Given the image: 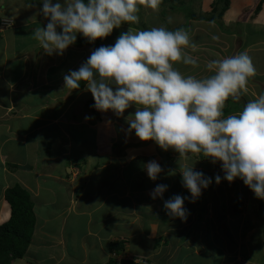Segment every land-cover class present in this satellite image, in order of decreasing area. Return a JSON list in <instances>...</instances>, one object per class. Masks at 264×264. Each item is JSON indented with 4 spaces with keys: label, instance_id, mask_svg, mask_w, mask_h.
Returning <instances> with one entry per match:
<instances>
[{
    "label": "crops",
    "instance_id": "1",
    "mask_svg": "<svg viewBox=\"0 0 264 264\" xmlns=\"http://www.w3.org/2000/svg\"><path fill=\"white\" fill-rule=\"evenodd\" d=\"M17 1L30 8L0 3V27L9 19L12 21L11 25L5 24L6 28L0 32V89L3 91L0 94V121L4 124L3 129L0 128V150L16 165V169L6 171L5 175L17 176L1 184L0 224L9 217L4 190L18 184L29 193L35 215L31 242L24 260L33 264L65 261L71 264H108L110 260L115 264H128V261L135 264L137 259H145L146 253L141 246L144 247V238L152 237L148 236L152 234L149 232H159V239L162 234L170 233L177 237L171 223L181 234L185 229L193 231L192 235H187L195 245L190 249L198 251L194 252L196 255L209 254L208 258L214 264H262L250 262L251 256L238 257L244 247L237 242L239 236L227 230L229 221L239 217L240 223L250 219L254 225L249 231H255L260 221L256 220L257 216H250V212L264 215L260 199L255 198L242 180L229 183L222 179L219 184L213 180L196 202H189L190 193L182 186L179 168L185 164L191 166L200 159L194 164L195 171H201L207 177L217 174L223 177L220 164H211L203 155H193L187 161L179 160L173 150L163 151L153 141H140L134 131L127 133L125 118L134 114L135 106L126 109L121 117L111 110L101 113L92 107L93 97L84 90L85 85L79 90L65 88L63 76L69 70H78L94 50L85 41L69 46L62 56L44 54L37 41L35 51L29 54L33 57L28 56V62L24 57L17 58L16 52L10 50L7 36H3L14 26L15 34L21 36L17 30L20 24H14L12 18L21 19L28 10V13H33V19L28 22L31 26L46 27L48 22L41 14V4L33 7L26 4L28 0ZM177 7L169 6L167 14H180ZM181 15V23L170 30L184 28L188 31L197 49L189 48L187 51L199 65H175L182 74L202 79L214 74L207 67L209 61L243 52L252 59L256 75L249 78V91L238 102L232 98L226 101L225 117L238 114L249 100L264 94V0H231L221 17L223 24L230 26L224 29L217 20L210 23L222 36L220 41L217 40L218 34L215 39L212 37L207 21L194 19L195 16L186 21ZM233 25L234 28L239 25L236 39H232L231 34L221 33ZM115 37L107 46L114 45ZM5 55L14 57L13 69ZM12 72L18 76L16 79L12 78ZM10 84H14L13 90ZM86 116L90 119L85 120ZM10 142L12 146L8 148ZM32 148V156L27 158ZM150 160H156L164 169L157 181H151L144 169ZM170 171L175 174H169ZM159 183L168 185L163 200L150 197V192ZM171 190H176L173 195L189 197L184 202L189 213L186 221L170 217L163 208V201L173 196ZM162 221L167 223L166 227ZM220 230L227 233L226 237L221 234L223 246L216 241ZM135 236L141 238L142 252L129 254L127 245H124L122 253L109 251L111 243L123 241L125 244ZM166 239L171 241L169 236ZM210 245L213 250L209 249ZM231 247L234 251H229ZM178 250L176 245L167 246L166 243L152 258L155 264H171L176 259L183 264L185 261L178 257Z\"/></svg>",
    "mask_w": 264,
    "mask_h": 264
},
{
    "label": "clouds",
    "instance_id": "2",
    "mask_svg": "<svg viewBox=\"0 0 264 264\" xmlns=\"http://www.w3.org/2000/svg\"><path fill=\"white\" fill-rule=\"evenodd\" d=\"M162 2L42 0L40 11L48 22L46 27L35 28L32 36L44 54L62 56L75 44L77 34L92 44L123 23H139L138 5L159 12ZM189 48L195 51L197 44L182 28H128L114 45L95 48L78 70H69L63 76L64 87L79 90L83 83L93 97L92 107L101 113L111 110L121 117L135 106L134 114L125 118L127 133L134 131L142 142L153 141L163 151L171 149L179 160L202 154L211 164L219 163L223 177H207L195 171L194 164L200 159L179 168L182 186L190 193L189 202H196L213 180L219 184L222 179L229 183L240 179L255 198L264 200V94L249 100L238 114L225 117L223 111L229 98L238 102L248 93L249 78L256 75L252 59L243 52L209 61L207 67L214 74L198 79L175 67L180 63L199 66ZM5 164L16 169L15 163L0 161L5 174L10 170ZM144 169L151 181H157L164 172L156 160L148 161ZM167 189V184H156L150 197L163 200ZM188 199L175 194L164 200L166 214L186 221L189 213L184 202Z\"/></svg>",
    "mask_w": 264,
    "mask_h": 264
},
{
    "label": "rangeland",
    "instance_id": "3",
    "mask_svg": "<svg viewBox=\"0 0 264 264\" xmlns=\"http://www.w3.org/2000/svg\"><path fill=\"white\" fill-rule=\"evenodd\" d=\"M1 2H8L9 5H13V4L15 5L16 4V6L30 8L29 6L21 4V2H19L17 0H9V1L8 0H1L0 3ZM56 2H57V0H53V3H56ZM60 2L63 3L64 0H60ZM214 2L216 3V0H182V5L180 2H174L173 6L174 7L178 6L177 10H179L178 12L180 14L177 13V14H172V15L167 14L169 12L168 11V9H169L168 5L161 6L159 9V12H153L149 8H146L144 6H138V8L140 9L139 12L137 13V15L139 16V23H137V24L123 23L119 28H114L111 34H113V33H124L126 30H128V28H131V27L133 29H136V30H143L141 28L142 25L145 26L146 30H150L154 27H165L169 30L175 29L176 25L181 23V21H180V17L182 16L181 14L185 15V13H188V14L192 13L191 15L195 16L194 19L200 18L202 21L205 20L209 24L214 23V21H215V20H213V21L211 20L212 17H217L218 24L222 23L219 25L221 27H223L224 29H226L230 26V24H228V26H226L223 24V20H221V17L218 18V16H219L218 13L222 9V4L218 3L216 6V4L214 5ZM230 2H231V0H230ZM38 3L41 4V6H42V2H40V1L34 2L33 0H28L26 4H30V6L34 7L35 5L38 6L37 5ZM179 7H181V8H179ZM41 8H40V10H41ZM26 13H27V15L21 19L15 20L14 17L12 18L14 24H16V23L20 24V26H19L20 28H18L17 30L21 36L15 34V32H14V30L16 28L15 26H14L13 30H9L8 32L4 33L3 36L4 37L7 36L8 40H9L10 50H13L16 52L17 58H22V59L25 58V61L28 62L27 61L28 56L33 57V55L30 56L29 54L32 51H35L34 46L36 48L35 42H37V41L33 38L32 32L34 31L35 28H37V26L35 24H34V26H31L32 24H28V22L31 19H33V16H32L33 13H31V12L28 13V10H26ZM166 14H167V16H166ZM208 17H211V18L207 19ZM3 20H5V19H3ZM185 20L188 21V19H186V18H185ZM1 22H4V21H1ZM24 23H26V25L22 26ZM190 23H188V25ZM5 24H6V26H7V24H11V20L9 19L8 21H6L4 23V26H5ZM192 24H194V23H192ZM4 26L0 27V32L6 28ZM216 26H218V25H216ZM234 26L235 25H233V28L221 31V33L231 34V36L233 37L232 39H236L237 38L236 37L237 36L236 31H237V28H239V25H237V28L236 27L234 28ZM207 28H208V30H210L212 37H214V36H216V34H218L217 40L220 41L222 39V36H220V34L216 32L218 29L214 25L210 24L207 26ZM205 29H206V27H205ZM57 30L60 31V29H57ZM213 32H215V34H213ZM84 39L85 38L82 35L77 34V39H76L75 43L84 42ZM210 40H212V42H215V41H213V39H210ZM17 46H20V47H18L19 49L16 50ZM5 57L9 60V65H12V69H13L14 65H15L14 57H11L8 55H5ZM181 73H183V72H181ZM9 76H11V75H9ZM15 77H16V75H13V72H12V78L15 79ZM12 87H14V84H10L11 90H13ZM2 92L3 91H1V89H0V94ZM8 97H10V96L8 95ZM4 118H6V117H4ZM7 119H9L10 121H15V120H12V119H14L13 117H8ZM3 125L4 124H2V121H0V128L1 129H3L2 128ZM10 146H12L11 142H10V145H8L7 147L10 148ZM32 150H33V148L30 150L27 158H30L32 156V153H31ZM0 153L2 154V156L0 155V161H2V162L6 161L7 163H9L10 161H9L8 157L4 154V152L0 150ZM5 167L11 169V166L8 164H5ZM14 178H17V176L14 177V176H10V175H5V173L2 170V167L0 166V187L2 186L1 184L4 180H8V179L13 180ZM175 191L171 190L170 194L173 195ZM259 201L261 202V209H264V200L260 199ZM250 207H252V206L250 205ZM0 216H1V214H0ZM250 216H257L256 220H258V222L260 221L258 224H256L257 229H255V231H252V232L249 231V230H251L250 228L254 225L251 223L250 219H249V221L247 220V221L240 223L241 218H239V217L236 218L235 220L231 221V222L229 221V224H228L229 228L227 230L231 231L234 235L239 236L237 238V242L244 247L241 249L240 256H238V257L243 259L241 256H243L244 258H247V256H251L250 259H252V260H250V262H256L257 261L259 263L264 264V215L263 214L262 215H256L255 212H253V213L250 212ZM121 220L123 221L124 219L121 218ZM0 221H1V219H0ZM162 225L164 227H166L167 223L165 221H162ZM170 226L173 229V231H175V233L177 234V237L174 234L170 233L169 235L168 234L167 235L162 234V237H160V239H159V237H158L159 232H156V233L149 232L152 234L148 235V236H152V237L148 238V239L144 238V242H143L144 247L141 246V248H144V251H145L144 253H146V254H144L146 260L144 259V260L138 261V259L136 260L134 258L136 260L135 264H151V263L155 264L154 259L152 258V255H154L158 251V249L161 248V246L165 247L166 243H167V246L176 245L179 248L178 257H180V259L182 261H185L183 264H198V263L202 264V263H206L207 260H209V258H208L209 254L208 255H206V254L196 255V253H194V252H198V251H196L194 249V252H193L190 249V247H194L195 245L191 244V241H190L191 236H190V238H187V235L189 233H191V235H192L193 231L191 232L190 229H185L181 234V232L178 231L177 227L173 228L171 223H170ZM217 232L219 233V236L216 237V241H219L221 243V246H223L222 242H221V238H224V237H222L221 234L226 237V235H225L226 232L222 231V230L217 231ZM124 233H126V232H123V234ZM252 233H254V234H252ZM166 236L170 237V239H171L170 242H167ZM140 240H141V238L139 236H135V237H131V238H129V240L125 241L124 245H127V249L130 250L129 254H132L130 252L139 253V252L143 251L140 248V244H139ZM161 241H164V243L160 244ZM197 241L199 242V239ZM188 243H189V246H187ZM203 243L206 244V239H204ZM151 246H152V249L150 248ZM197 247H199V246H197ZM154 249L156 251H154ZM209 249L213 250V246L210 245ZM163 250H165V249H163ZM185 250H186V252H185ZM229 251H234V247L229 248ZM205 252H202V253H205ZM210 254H211L210 256H212V253H210ZM184 255H186V257H184ZM24 258L21 260H16L12 264H33V262L26 261V259L24 260ZM149 258H151V261L148 260ZM170 261H171V259L169 260V262ZM245 261H248V260L245 259ZM57 263H59V262H56L55 264H57ZM61 263L62 264H71V262L69 263L67 261L60 262L59 264H61ZM207 263L208 264H214L213 262H210V260Z\"/></svg>",
    "mask_w": 264,
    "mask_h": 264
},
{
    "label": "trees",
    "instance_id": "4",
    "mask_svg": "<svg viewBox=\"0 0 264 264\" xmlns=\"http://www.w3.org/2000/svg\"><path fill=\"white\" fill-rule=\"evenodd\" d=\"M33 1L38 2L41 0ZM174 2H180L182 5V0H163L161 6L168 5L175 8L173 6ZM218 3L222 4V9L218 13V18H220L222 17L224 11L228 8L230 0H216V3L214 2V5L216 4L217 6ZM191 14L192 13H185L184 16L186 19H188L189 17L193 19L194 16ZM209 18L211 17H208L207 19ZM211 20L216 21L217 17H212ZM141 28L143 30H146L144 25H142ZM120 34L121 33L110 34L104 39H97L92 44H89L86 39H84V41L95 49L102 45L107 46L113 36H116L115 38H118ZM17 77L18 76L16 75L15 79ZM83 86L84 84L82 83L81 88ZM4 199L9 206V218L0 224V264H12L14 261L23 258L31 242L32 232L35 224V215L29 193L20 185L15 184L11 187H7L4 191ZM124 247L125 246L123 241L114 242L109 245V251L113 254L122 253ZM180 263V260L176 259L172 264ZM108 264H115V262L113 260H110ZM128 264L134 263L132 261H128Z\"/></svg>",
    "mask_w": 264,
    "mask_h": 264
}]
</instances>
